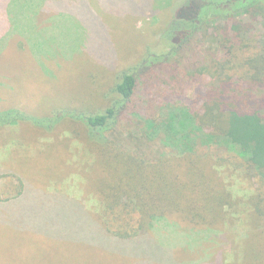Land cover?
Returning a JSON list of instances; mask_svg holds the SVG:
<instances>
[{
  "label": "trees",
  "instance_id": "16d2710c",
  "mask_svg": "<svg viewBox=\"0 0 264 264\" xmlns=\"http://www.w3.org/2000/svg\"><path fill=\"white\" fill-rule=\"evenodd\" d=\"M190 1L185 8H193ZM199 1L190 17H182L183 9L173 10L166 24L177 25L175 30L167 27L170 35L165 38V47L169 52L152 58V62L149 57L150 64L137 73L123 72L114 77L103 95L102 106L43 119L12 109L0 112V130L29 124L50 134L66 123L78 126L101 169L100 178L93 183L97 212H85L77 203L69 210L51 204L40 193L29 194L28 199L19 192L12 198L15 201L10 198L9 203H0V217L9 220V225L1 222V229L24 233L37 245H87L104 257L99 259L102 264L124 260L133 264H178L185 251L181 247L167 250L168 239L159 241L153 236L156 224L171 221L188 235L197 228L213 230L228 219L222 208L227 204L238 206L239 201H233L230 191L219 183L215 163L238 165L248 172L264 171V41L256 44L247 38L246 26L236 20L255 19L264 14V6L262 0ZM223 22H231L232 27L228 30ZM209 28H222L225 34L218 42L220 57L209 65L212 74L191 105H173L172 96L181 102V91L175 89L181 84V74L171 63L179 56L189 62L197 36ZM200 62L188 72L191 78L205 75ZM158 67L161 71L168 68L163 73H171L170 83L158 75ZM138 79L145 87L143 96L148 105L164 99L165 105L156 115H140L143 110L136 93ZM165 85L169 87L165 88L166 95L161 91ZM130 114L138 130L137 138L132 139L135 145H160L170 153L148 156L123 146L126 132L120 126L122 118ZM197 143L215 147L217 159L201 155L198 147L194 149ZM260 192L258 198L246 199L239 212L249 228L258 227L247 230L239 241L253 264H264V227L258 226L264 215V192ZM251 206L255 210L249 217ZM11 209L13 215L9 217ZM237 220L241 221L240 217ZM107 238L114 240L112 246L106 244ZM120 244L125 247L123 251Z\"/></svg>",
  "mask_w": 264,
  "mask_h": 264
},
{
  "label": "rangeland",
  "instance_id": "374dc122",
  "mask_svg": "<svg viewBox=\"0 0 264 264\" xmlns=\"http://www.w3.org/2000/svg\"><path fill=\"white\" fill-rule=\"evenodd\" d=\"M188 1L0 0V112L12 109L43 119L102 106L103 95L114 77L123 72L137 73L150 64L149 57L152 62V58L169 52L165 38L172 22L166 24L173 10L183 9L182 17H190L201 2L190 1L193 8L188 9L185 8ZM261 3L264 6V0ZM263 18L261 13L255 19L237 17L236 20L242 27L246 26V37L259 44L264 41ZM225 25L228 30L232 27L231 22ZM176 27L175 23L170 28L175 30ZM227 33L232 35V31ZM224 35L222 28L206 29L197 36L189 62L180 56L172 61L171 66L181 74V84L175 88L181 91V102L172 96L171 104L187 106L195 100L197 91L204 88L201 85L206 84L207 76L212 74L209 65L220 57L218 42ZM198 62L205 75L191 78L188 72ZM156 71L170 83L171 73L164 74L160 67ZM165 88L169 87L165 85L161 91L166 95ZM136 93L142 102L140 115H156L165 105L163 98L157 104H147L141 80ZM132 122L136 123L131 114L122 118L120 130L126 132L123 146L129 145L130 149L148 156L170 153L157 144L135 145L132 139L137 138L138 130ZM129 133L131 138H127ZM200 146L203 145L197 143L194 149L198 147L201 155L217 159L215 147ZM93 152L82 139L80 128L72 123L63 124L50 134L29 124L1 129L0 203H9L19 192L28 199L29 194L40 193V197H46L44 199L51 204L64 205L70 210L77 203L85 212H97L93 183L100 178L101 169ZM214 167L219 171V183L230 191L233 201H239L238 206L227 204L222 208L228 219L213 230L197 228L188 235L179 227L175 228L173 222L162 220L156 224L153 236L159 241L168 239L167 250L181 247L179 249L185 251L178 264H253L239 241L247 230L254 231L258 227L254 224L249 228L239 212L246 199L258 198L260 191L264 192V171L250 169L248 172L238 165L227 167L220 161ZM262 208L264 214V205ZM254 210L252 206L249 208V217ZM8 213L11 217L13 209ZM1 222L9 225V220L0 217V233L7 231L4 236L0 235V264H102L99 259H104L84 244L67 243L57 248L52 244H33L24 233L12 232L8 227L1 229ZM258 226L264 227V215ZM112 241V238L105 240L111 246ZM164 245H167L165 240ZM118 246L121 251L125 249L121 244ZM133 263L124 260L111 264Z\"/></svg>",
  "mask_w": 264,
  "mask_h": 264
},
{
  "label": "crops",
  "instance_id": "0c3cea01",
  "mask_svg": "<svg viewBox=\"0 0 264 264\" xmlns=\"http://www.w3.org/2000/svg\"><path fill=\"white\" fill-rule=\"evenodd\" d=\"M4 16H5V18L7 19V16H6V12L4 13ZM8 20V19H7ZM6 20V24H7V26L6 27H10V25L8 24V21ZM12 37H15L16 38V35L15 34H13L12 35ZM15 40V39H14Z\"/></svg>",
  "mask_w": 264,
  "mask_h": 264
}]
</instances>
